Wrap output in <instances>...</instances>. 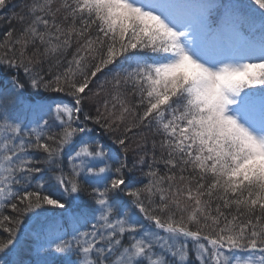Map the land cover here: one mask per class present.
<instances>
[{
  "label": "snow or ice",
  "instance_id": "obj_1",
  "mask_svg": "<svg viewBox=\"0 0 264 264\" xmlns=\"http://www.w3.org/2000/svg\"><path fill=\"white\" fill-rule=\"evenodd\" d=\"M10 7L0 264H264V0Z\"/></svg>",
  "mask_w": 264,
  "mask_h": 264
},
{
  "label": "trees",
  "instance_id": "obj_2",
  "mask_svg": "<svg viewBox=\"0 0 264 264\" xmlns=\"http://www.w3.org/2000/svg\"><path fill=\"white\" fill-rule=\"evenodd\" d=\"M23 2V0H13V5H20ZM16 10L19 11V8L16 7L15 9H13L12 7H10L8 10L4 11V12H0V15H8L11 11ZM17 27H19V25H16ZM6 25L4 24H0V34L3 33V31L6 30ZM21 75H23V73H21ZM6 78V74H4L3 72H0V81H4ZM104 77H101V80H103ZM54 94H50V93H41L40 95H31L26 93V99H28L30 102H49L47 101L45 98L52 96ZM69 98H65L66 102ZM146 134L148 135L149 139H151L152 134L150 132H147V130H145ZM96 137L97 139H99L102 143H104L106 145V150L108 148H111L112 150H115V148H117L118 146L113 145L111 140L108 138L107 134H102L100 132L99 129H97L96 131ZM133 148H135V144H133ZM121 158H123V153H120ZM135 159V152L134 151H130L128 154V160L129 163L131 165V162ZM147 169L145 168L144 171H146ZM136 178L139 180H142L144 182H146L147 178L145 176H143L139 170V166L137 167L136 170ZM87 187V186H86ZM90 190V189H89ZM80 202H90V198L88 196L87 191L81 193L80 195V201H77V203ZM140 219L143 221V217L141 216ZM144 223H147L146 221H144ZM35 255L32 253V250L30 248L26 249L23 253H22V259L25 260H33L35 259ZM69 260H77V257L73 254L71 256L68 257Z\"/></svg>",
  "mask_w": 264,
  "mask_h": 264
},
{
  "label": "rangeland",
  "instance_id": "obj_3",
  "mask_svg": "<svg viewBox=\"0 0 264 264\" xmlns=\"http://www.w3.org/2000/svg\"><path fill=\"white\" fill-rule=\"evenodd\" d=\"M70 261H72V262H73V264H75V261H74V260H70Z\"/></svg>",
  "mask_w": 264,
  "mask_h": 264
}]
</instances>
